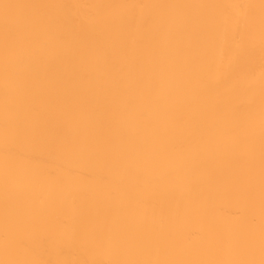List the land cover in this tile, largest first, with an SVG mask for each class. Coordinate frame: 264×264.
<instances>
[{
    "label": "bare ground",
    "instance_id": "1",
    "mask_svg": "<svg viewBox=\"0 0 264 264\" xmlns=\"http://www.w3.org/2000/svg\"><path fill=\"white\" fill-rule=\"evenodd\" d=\"M0 264H264V0H0Z\"/></svg>",
    "mask_w": 264,
    "mask_h": 264
}]
</instances>
